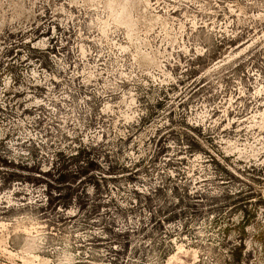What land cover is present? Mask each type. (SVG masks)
I'll list each match as a JSON object with an SVG mask.
<instances>
[{"label":"rangeland","instance_id":"rangeland-1","mask_svg":"<svg viewBox=\"0 0 264 264\" xmlns=\"http://www.w3.org/2000/svg\"><path fill=\"white\" fill-rule=\"evenodd\" d=\"M0 264H264V0H0Z\"/></svg>","mask_w":264,"mask_h":264}]
</instances>
